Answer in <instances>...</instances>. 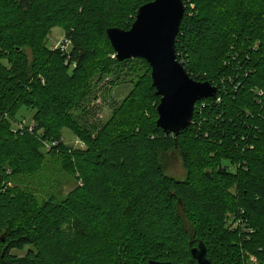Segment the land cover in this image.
<instances>
[{"label":"trees","instance_id":"trees-1","mask_svg":"<svg viewBox=\"0 0 264 264\" xmlns=\"http://www.w3.org/2000/svg\"><path fill=\"white\" fill-rule=\"evenodd\" d=\"M152 1L0 0V264H188L200 243L213 264H248L247 253L264 264V0H183L179 61L219 91L196 104L179 136L157 125L150 65L118 61L107 35L130 30ZM55 28L71 43L67 55L47 48ZM134 61L146 72L93 135L71 111L94 77ZM22 109L34 112L32 131L12 127ZM64 128L87 151L65 145ZM56 142L47 152L82 187L42 204L10 187L12 177L37 171L44 144ZM175 150L182 180L161 161Z\"/></svg>","mask_w":264,"mask_h":264},{"label":"water","instance_id":"water-1","mask_svg":"<svg viewBox=\"0 0 264 264\" xmlns=\"http://www.w3.org/2000/svg\"><path fill=\"white\" fill-rule=\"evenodd\" d=\"M185 8L183 0H153L140 7L130 30L111 28L107 32L118 61L140 58L150 65L153 86L161 98L157 125L175 136L191 127L196 104L215 98L219 91L209 82L194 80L179 61L176 40ZM192 254L196 263L188 264H213L207 258L204 243L194 248Z\"/></svg>","mask_w":264,"mask_h":264},{"label":"rangeland","instance_id":"rangeland-1","mask_svg":"<svg viewBox=\"0 0 264 264\" xmlns=\"http://www.w3.org/2000/svg\"><path fill=\"white\" fill-rule=\"evenodd\" d=\"M194 7L192 5V8ZM47 48L53 52L59 50L66 55L72 50L71 45L66 46V33L62 28L52 30L47 41ZM29 54L32 57L31 52ZM75 68L76 65H73L70 72ZM145 72L146 69L143 66H138L134 61L121 67H115L112 74L97 75L92 80L89 92L81 101L80 106L71 111L72 115L82 126L97 136L98 131L110 122L115 109L126 100ZM33 117V111L22 109L17 120L12 122L13 129L17 131L21 125L25 124L34 128L37 124H35ZM94 127H96V132L93 131ZM61 140L72 149H81L78 148L77 144L81 138L69 128L62 130ZM46 149L45 146L41 149L44 160L37 171L12 177L9 185L10 187H19L35 195L40 204L51 198H55L58 202L66 201L78 187H82V181L78 175L74 177L66 173L63 169L62 158L49 154L48 149ZM87 149L88 145L85 144L81 150L87 151ZM161 161L167 175L179 180L186 178L187 170L180 151L175 150L165 154ZM241 226L244 233H254L248 225L241 224ZM249 238L246 237V240H250ZM13 254L23 257L27 254V250L24 252L13 251ZM246 255L248 256V264H260L252 254L247 253ZM255 259L257 262H254Z\"/></svg>","mask_w":264,"mask_h":264},{"label":"built area","instance_id":"built-area-1","mask_svg":"<svg viewBox=\"0 0 264 264\" xmlns=\"http://www.w3.org/2000/svg\"><path fill=\"white\" fill-rule=\"evenodd\" d=\"M69 45H71V43H70L69 41H66V46H69ZM202 101H203V100H202ZM24 124H25V123H24ZM25 127H27L26 124H25V125H21V126L19 127V129H20V130H23V129H25ZM29 130L32 131V127H29ZM77 144H78V148H81V149L84 148V146H85V143H84L83 141H81V140H78V141H77ZM44 145H45V147H46L48 150H50L52 146H56V145H58V143H57V142H56V143H53V145L48 144V143H45ZM254 262H257V260L255 259Z\"/></svg>","mask_w":264,"mask_h":264}]
</instances>
